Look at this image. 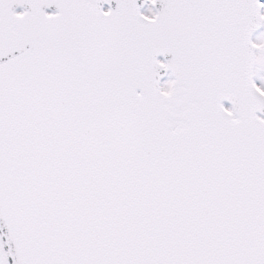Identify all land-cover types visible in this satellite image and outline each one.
<instances>
[{
    "label": "snow or ice",
    "instance_id": "6c2138e0",
    "mask_svg": "<svg viewBox=\"0 0 264 264\" xmlns=\"http://www.w3.org/2000/svg\"><path fill=\"white\" fill-rule=\"evenodd\" d=\"M0 264H264V0H0Z\"/></svg>",
    "mask_w": 264,
    "mask_h": 264
},
{
    "label": "water",
    "instance_id": "95a60500",
    "mask_svg": "<svg viewBox=\"0 0 264 264\" xmlns=\"http://www.w3.org/2000/svg\"><path fill=\"white\" fill-rule=\"evenodd\" d=\"M141 2H142V0H141ZM113 7H115V3H113V5H112Z\"/></svg>",
    "mask_w": 264,
    "mask_h": 264
},
{
    "label": "rangeland",
    "instance_id": "374dc122",
    "mask_svg": "<svg viewBox=\"0 0 264 264\" xmlns=\"http://www.w3.org/2000/svg\"><path fill=\"white\" fill-rule=\"evenodd\" d=\"M259 33H257V35H258ZM258 83H259V81H258Z\"/></svg>",
    "mask_w": 264,
    "mask_h": 264
}]
</instances>
